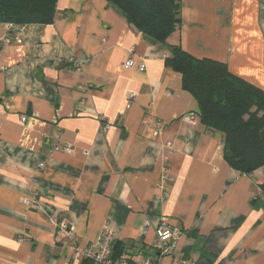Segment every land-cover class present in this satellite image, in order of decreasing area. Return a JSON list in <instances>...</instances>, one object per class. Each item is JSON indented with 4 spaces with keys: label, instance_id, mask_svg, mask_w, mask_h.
<instances>
[{
    "label": "crops",
    "instance_id": "0c3cea01",
    "mask_svg": "<svg viewBox=\"0 0 264 264\" xmlns=\"http://www.w3.org/2000/svg\"><path fill=\"white\" fill-rule=\"evenodd\" d=\"M17 29L21 43L0 46V264H84L77 253L105 226L134 263L264 264V168L233 170L220 133L182 121L197 105L165 67L168 49L106 0H56L52 24ZM167 43L264 91V0H180ZM130 56L143 72L123 68ZM57 143L73 152L53 151ZM61 219L74 225L73 248ZM160 222L181 232L164 257Z\"/></svg>",
    "mask_w": 264,
    "mask_h": 264
},
{
    "label": "trees",
    "instance_id": "16d2710c",
    "mask_svg": "<svg viewBox=\"0 0 264 264\" xmlns=\"http://www.w3.org/2000/svg\"><path fill=\"white\" fill-rule=\"evenodd\" d=\"M106 1L144 38L169 50L165 67L180 75L182 89L196 102L199 122L220 133L228 166L246 176L264 168V91L232 75L223 62L196 59L168 45L180 28V0ZM55 12L56 0H0V24L8 27L49 25ZM260 190L264 193V180ZM112 258L135 264L116 242ZM83 263L93 264L90 259Z\"/></svg>",
    "mask_w": 264,
    "mask_h": 264
},
{
    "label": "built area",
    "instance_id": "2783aa9c",
    "mask_svg": "<svg viewBox=\"0 0 264 264\" xmlns=\"http://www.w3.org/2000/svg\"><path fill=\"white\" fill-rule=\"evenodd\" d=\"M8 31L10 34V37L5 38L3 40H0V46L4 43H8L10 39L14 41L15 43L20 44L21 43V32L22 30L14 28L9 26ZM130 55H132L133 50H129L128 52ZM70 63H72L74 71L77 73H80L83 68V63L80 60L70 58L68 60ZM137 68L139 72L144 71V65H136L133 58L130 56L124 63L123 68L124 69H131V68ZM79 90H82L83 87L79 86ZM135 98V94H129L128 100H133ZM197 120V115L194 113H188L184 116H182V121L193 125ZM20 121L24 123L26 121L25 116L20 117ZM108 124H104L102 126V130L106 131L109 129ZM221 147H223V144L220 143ZM167 148L170 149L171 145L167 144ZM53 151L62 152L64 154H71L73 152L72 148L68 145H61L59 143L55 144ZM164 163L166 162V159H163ZM38 169L43 168V164L37 165ZM171 177L168 173L166 165L162 167L161 175L159 177V182L157 185L158 193L163 196L165 195V185L170 182ZM29 206H33L34 202H27ZM56 228L59 232L63 233L66 238V242L70 247L75 246V228L72 222L61 219L56 222ZM181 232L170 226L167 223L160 222L158 226L155 229V236H156V248L158 249V255L159 257L168 256L171 254L175 248H176V241L180 237ZM114 235L110 228L108 226H105L102 231L99 234L98 240L96 244L91 249H87L84 251H80L77 253V256L82 259H90L92 260L93 264H127L126 261L123 259L116 260L112 258V252L114 247ZM135 264H161L159 261H152L150 258H144L138 263Z\"/></svg>",
    "mask_w": 264,
    "mask_h": 264
}]
</instances>
